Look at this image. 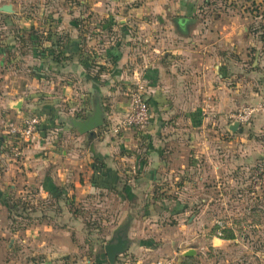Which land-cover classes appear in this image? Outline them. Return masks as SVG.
I'll use <instances>...</instances> for the list:
<instances>
[{
  "label": "crops",
  "instance_id": "crops-1",
  "mask_svg": "<svg viewBox=\"0 0 264 264\" xmlns=\"http://www.w3.org/2000/svg\"><path fill=\"white\" fill-rule=\"evenodd\" d=\"M199 1L68 0L65 11L44 15L41 10L33 30L22 32L31 53L15 60H27L40 74L11 75L6 102L15 106L20 98L14 96L24 94L19 113L40 116L39 140L24 149L22 173L7 187L16 185L27 194L34 185L38 197H50L58 205L56 221L46 225L38 219L34 226L41 242L48 241L40 247L48 245L50 257H68L76 245H83L77 240L84 239L77 235L83 230L74 204L96 193L116 201L118 210L110 207L108 212L122 216L126 208L128 225L122 231L128 249L115 264H185L193 256H185L188 248H182L190 240L180 235L186 234L184 224L158 222L160 215L176 218L187 213V205L164 201L180 196L178 190L171 192L174 180L169 181V191L164 182L172 175L177 179L173 173L186 167L183 159L193 157L189 162L196 165L192 151L200 147L203 128L201 113H195L199 104L214 109L215 93L221 101L228 99L214 90L215 81L223 85L227 79L226 71L220 73L218 46L225 42L232 49L236 40H244L235 31L236 16L208 19L197 13ZM216 1L232 12L231 0ZM180 18L189 21L185 31L176 25ZM214 21L223 30L214 31ZM20 32L8 36L6 51L17 53ZM135 84L145 87L151 110L148 125L108 132L107 125L128 113L127 89ZM96 108L103 124L92 133H78L70 120H84ZM159 134L168 139L158 143ZM163 251L172 253L170 260L160 257ZM89 256L84 264H109L100 253L95 260Z\"/></svg>",
  "mask_w": 264,
  "mask_h": 264
},
{
  "label": "rangeland",
  "instance_id": "rangeland-1",
  "mask_svg": "<svg viewBox=\"0 0 264 264\" xmlns=\"http://www.w3.org/2000/svg\"><path fill=\"white\" fill-rule=\"evenodd\" d=\"M66 1L0 0V6L11 4L14 9L12 13L0 12V193L5 194L0 197V264H46L45 261L49 262L47 264H84L88 255L91 260L97 258L118 223L125 224L128 219L124 215L126 208L122 216L108 212L110 207L118 210L112 198L98 193L95 196L85 194L74 204L76 218L82 223L83 230L82 233L77 230V235L84 239L77 240L83 241V245H76L75 252L68 257L52 258L46 252L50 249L48 245L40 247L41 243L45 246L48 241L41 242L40 232L37 235L34 226L38 219L46 225L56 221L54 210L58 205L50 197H38L34 185L27 194L20 192L23 188L16 185L7 187L16 175L22 173L20 164L24 149L39 140L38 128L36 135L27 141L10 132V128L20 126L23 119L37 117L40 123L38 114L26 111L22 116L20 110L6 102L8 95L5 89L11 75L36 77L40 74L27 60H15L29 57L31 53L30 43L22 32L33 30V22L41 10L44 15L65 11ZM230 2L232 12L222 8L216 0H200L197 8V13L208 19L214 17L216 20L218 15L225 14L226 18L236 16L239 22L235 31L244 40H236L232 49L224 42L216 51L221 64L220 73L224 75L226 71L227 79L224 86L215 81L214 90L223 91L228 99L221 101L215 93L214 109L204 103L199 104L195 113H201L198 115L203 128L198 137L200 147L192 151L197 156L194 158L196 165L192 167L189 162L193 157L183 159L187 165L173 173L178 175L177 179L172 175L164 182L168 188L169 181L174 180L170 185L171 192L174 194V190H178L177 194H180L164 201L187 205L185 215L176 218L160 215L158 219L164 225L173 223L186 227V234L180 235L183 234L182 238L190 237V240L182 248L192 250L193 256L185 264H264V0ZM242 26L246 29L243 30ZM221 27L214 21V31L223 30ZM16 31H21V34L16 36L19 45L14 46L18 49L15 54L6 51L5 46L8 36ZM41 41L43 43L44 40ZM224 67L228 69L224 70ZM135 86L137 84L127 89V98L129 90ZM142 90L151 118L144 86ZM24 97L22 93L21 97L15 95L14 99L25 101ZM122 120L107 125L108 132H113ZM235 123L238 124L237 129L230 130L229 126ZM123 130L127 129L120 128L113 133ZM158 136V143L163 142L162 137L168 139L163 134ZM155 201L158 204L159 200ZM229 232L233 238L224 239L222 236ZM149 235L154 238L153 231ZM163 244L165 246V241ZM160 257L166 262L172 253L163 251Z\"/></svg>",
  "mask_w": 264,
  "mask_h": 264
},
{
  "label": "water",
  "instance_id": "water-1",
  "mask_svg": "<svg viewBox=\"0 0 264 264\" xmlns=\"http://www.w3.org/2000/svg\"><path fill=\"white\" fill-rule=\"evenodd\" d=\"M0 12L3 13H12L14 9L11 4H2L0 6ZM189 21L186 19H178L176 25L182 27L185 30L188 29ZM21 102H17L14 106L17 110H20ZM71 125L77 130L80 134L92 133L94 129L100 127L102 122V112L100 108H96L93 115L88 116L84 120H70ZM238 124H231L229 129L235 131ZM127 223L120 224L113 230V235L106 241L103 245V250L100 252V257L106 259L109 264H115V260L118 255L123 254L128 249V239L126 232L122 231L127 227ZM193 254L192 250H188L185 255L190 256Z\"/></svg>",
  "mask_w": 264,
  "mask_h": 264
},
{
  "label": "built area",
  "instance_id": "built-area-1",
  "mask_svg": "<svg viewBox=\"0 0 264 264\" xmlns=\"http://www.w3.org/2000/svg\"><path fill=\"white\" fill-rule=\"evenodd\" d=\"M129 111L122 121L113 129L117 132L120 128L140 129L148 125L150 114L149 109L144 101L143 90L141 85L131 88L128 92ZM39 121L37 117L23 119L20 126L10 128V132L15 137L24 141L32 139L36 135ZM161 264V263H158Z\"/></svg>",
  "mask_w": 264,
  "mask_h": 264
},
{
  "label": "trees",
  "instance_id": "trees-1",
  "mask_svg": "<svg viewBox=\"0 0 264 264\" xmlns=\"http://www.w3.org/2000/svg\"><path fill=\"white\" fill-rule=\"evenodd\" d=\"M56 45H57V46H60V45H58L57 43H56ZM53 58L56 59V56H53ZM3 195H5V194H1V193H0V197L3 196ZM222 237H223L224 239H231V238H233V234H232L231 232H229V233H227V234H224V236H222Z\"/></svg>",
  "mask_w": 264,
  "mask_h": 264
}]
</instances>
